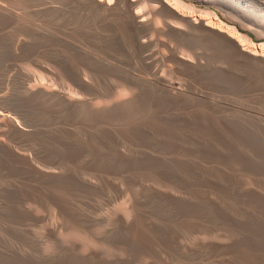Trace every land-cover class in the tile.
I'll list each match as a JSON object with an SVG mask.
<instances>
[{
  "label": "rangeland",
  "instance_id": "obj_1",
  "mask_svg": "<svg viewBox=\"0 0 264 264\" xmlns=\"http://www.w3.org/2000/svg\"><path fill=\"white\" fill-rule=\"evenodd\" d=\"M177 1L184 5L179 7L184 17L166 20L185 35L167 31L157 17L152 22L156 32L147 35L150 48L143 53L150 59H140L117 20L101 23L94 15L80 16L64 0H0V8L8 15L0 18V95L16 102L23 100L24 105L35 109L63 114L64 126L78 144L63 146V158L47 152L45 133L59 123L31 116L28 136L2 141L14 145L21 154L32 155L30 158L43 172L59 177L74 175L98 189L72 192L61 179L35 180L0 167V264H243L264 256V47L260 46L264 44V0ZM188 14L208 24L219 21L234 36L238 32L249 53L237 54L223 33L213 35L193 29ZM92 27L96 31L87 33ZM16 42L30 49L15 51ZM253 52L255 56L250 54ZM175 56L197 68L179 66ZM155 78L179 88L188 100L196 102L164 106L159 117L143 119L145 126L179 137L186 131L188 144L208 140L217 153L201 152L197 147L195 152L186 153L141 136L132 143L121 142L120 149L117 147L120 152L152 157L159 168L180 177L170 179L152 163L139 168L136 174L148 190L145 194L136 184L115 174L105 157L112 144L111 134L121 131L128 119H135L134 107L157 92L160 83ZM25 79L31 80L26 83ZM33 79L38 81L37 86ZM24 83L31 89L66 90L83 100L85 106L101 110L102 123H96L85 109L65 110L51 99H25ZM127 100L130 102L113 107L117 101ZM120 108L129 113L127 120L116 117ZM207 122L225 142L212 139L200 128ZM100 129L102 142L95 136ZM101 150L102 163L97 154ZM243 158L250 159L254 166L246 165ZM179 161L193 165L209 182H197L186 163ZM221 185H229L234 192ZM47 193L73 205L87 220L72 223L47 200ZM245 193L253 194L252 202ZM201 198L206 206L200 205ZM132 202L155 225L149 235L153 252L125 241V229L135 220ZM212 208H218L224 217L218 218ZM164 234L169 239L163 238Z\"/></svg>",
  "mask_w": 264,
  "mask_h": 264
},
{
  "label": "bare ground",
  "instance_id": "obj_2",
  "mask_svg": "<svg viewBox=\"0 0 264 264\" xmlns=\"http://www.w3.org/2000/svg\"><path fill=\"white\" fill-rule=\"evenodd\" d=\"M64 1L68 5L73 6V9H75V11L77 12V14L80 15V16L86 17L88 15H94L97 18V20L99 22H101V23H102V20L103 21H107V22H109V21L111 22L112 20H117V21L121 22V24L125 28L126 36H127V39H128V41L130 43V47L133 49V51L135 52V54H137V56L140 59H150V57L149 58L148 57L147 58L144 57L143 56V53L146 52L150 48V45H151L150 39H149L150 36H149V38H147V35L148 34H151V33L154 34L156 32V29H155L156 26L154 27L153 26L154 24L152 22L157 17L162 20L163 26H164V28L167 31L173 32V33L179 34V35H185L184 32H182L180 30H176L174 27H172V25L169 24L167 22V20H166L167 18H178V19H181V18L184 17L185 14L182 15V13L179 12V10H180L179 7L181 6L182 3L180 2L181 4L178 5V3H177L178 1L177 0H111V2H109V0H64ZM1 6H2V4H1ZM40 6H42V5H40ZM51 6H53V5H51ZM183 7H184V5H183ZM58 9H60V8H58ZM186 10L188 11V9H186ZM192 12H193V9H192ZM162 13H163V15H161ZM3 16L5 17V16H8V15L0 8V18L3 17ZM188 17H187V21H189V23H190V25H191V27L193 29L194 28H197V29H200L201 28V29H204L205 31H209V32L213 33V35L214 34H217V33H223V34H225L228 37L229 41L231 43H233V47L232 48H234V50H235V52H237V54L242 55L241 53H243V52L249 53L248 51H245L246 49H244L245 46L243 45L242 41L240 40L242 38H240V36L238 38V35H239L238 32H236L237 33V36H234V34H232L231 31H228L229 29H226L225 26H222L221 25L222 23L221 24L218 23L219 21L218 22H215V23H212L210 21L212 24H208L206 21H202L201 19L190 18L191 17L190 15ZM156 21H157V19H156ZM156 23L158 24V22H156ZM114 24L117 25V22H115ZM174 24H176V23H174ZM179 26H178V28H179ZM176 28H177V26H176ZM227 28H231V27H227ZM230 30H232V28ZM93 31H96V28L95 27H92L89 30H87V33H91ZM41 32H44V31H41ZM117 34H118V32H117ZM153 34L151 36H153ZM2 38L4 39V37H2ZM42 40H44V39H42ZM38 41H40V40H38ZM260 46L261 47H264V44L263 45H260ZM29 49H30V46H28V45H26V44H24L22 42H16L14 44V50L15 51L25 52V51H27ZM172 52H174V51H172ZM147 54H148V52H147ZM250 54L252 56H255L254 52L253 53H250ZM260 56L262 57L263 55H260ZM10 59H12V58H10ZM175 59L177 60L178 65L181 66V67L187 68L189 70H195L197 68L196 66H193L191 64H187L185 61L176 58V56H175ZM143 61L145 62L146 60H143ZM130 63H131V60H130ZM71 64H73V63H71ZM10 70H12V69H10ZM114 72H115V70H114ZM9 75L10 74H8V76ZM14 75H15V73H14ZM31 79H32V77H31ZM31 79H27V80L25 79L26 80V83H29ZM155 79H156L155 81H157V82L160 83V86L158 85V87H157V92L156 93H153V94H150L147 101H145L144 103H141L140 102V103L137 104L136 107H134V111H136V113H137V117L135 119H128L129 122L126 121V126L121 131H119L117 133L111 134V142H112V144L110 145L109 152H108L107 156L105 157V159L107 161H109L110 162V165L114 168V173L115 174H119L125 180H127V181H129V182H131L133 184H136L141 189V191L143 193H145V194L148 193V190L143 186V184H141V181L139 180V177L136 174V170L139 169V168H146L151 163H152L153 166H156V168H159L157 166V162L155 160H153V159L151 160L150 158H152V157L148 158L146 155H139V154H135V153L124 154L125 151H124V153L120 152L118 150V148L120 149L121 146L118 147V145L121 142L125 141V142L132 143L133 140L136 137L141 136V137H144V138L153 139V140H155L161 146L178 148L181 151L186 152V153L195 152L196 151V147L201 152H205V153H215L216 152L217 153V150L215 149V147L213 145H211L209 142H207L208 140L207 141L206 140H199V142L197 140H194L193 143L188 144L185 141V140H187V137H188L186 131L185 132H182L181 133L182 136L179 137V135H176V136L175 135H167V134L163 133L161 130L156 129V128H153L152 125L145 126V124L143 123V119H144V121H148L147 119L152 120V119H154V117L155 118L156 117H159L161 115V113H162L160 110L164 106H169V105H174V104H180V105L185 104L186 105L187 103H190V102L192 104L196 102L195 99L188 100L183 95V93H181L182 91L180 92L178 90L179 88L178 89L177 88H173L170 84H168L166 82H162V80H160L158 78H155ZM35 80L33 79V81H34L33 83L37 86L38 84H36V83L38 81L35 83ZM146 80H147V78H146ZM26 83L23 84L24 86L22 85L23 86V89H24L25 99H32V100L34 99L36 101L37 100H41V99H51V100H54V101L59 102L63 106V108L65 110H79V111H82V110L85 109V110H87L89 112L91 118L96 123H98V124H101L102 123V119H103L104 116L102 115V111L101 110H94V109H91V108L85 106L84 103L82 102L83 100L82 101H80L79 99L77 100V97L74 98L75 95L73 97L72 96L73 94L70 95V93H65L66 90L64 92H60V91H58L55 88H53V90H46V89H43V88H40V87H36V88L31 89V88H28L29 86L28 87L25 86ZM40 86H41V83H40ZM25 99H24V101H25ZM128 102H130V101H128V100L127 101H123V102H118L117 101V103H115L113 105V107L119 108L120 105H123L124 103H128ZM33 105H35V103ZM29 116L35 117L36 119H39V120H42V121H46V122H56V123H59L54 128L50 129L49 131H47L45 133V138H46L45 139V143H46L45 150L47 152L54 153L57 157L63 158L64 155H65V152H64L65 150L63 149V146H67V147L72 146V147H75L76 144H78L75 141V138L73 139L71 137L70 130L67 129L64 126L65 117H64L63 114H56V113L49 112L47 110L35 109V108H32V107H29V106L24 105L23 100H20V101L16 102V101L12 100L11 98L7 97L5 94L4 95H0V167H3L5 169H7V170L20 171L21 174L22 173L23 174H26V175H28L29 177H31V178H33L35 180L55 181V180L61 179V180H63L65 182L66 188L69 191H72V192L73 191H78V190L79 191L91 190V189L92 190H98L94 186H92V184L87 183L85 180H84L85 181L84 182L81 179L75 177L74 175H68V176H62V177L60 176L59 177L57 175H54V173L53 174H49V173H46L47 171L43 172L42 171L43 168L41 166H39V168H38L36 166V164L34 163L33 159L30 158L32 155L29 157V155L27 156L25 154H21L22 152L20 153L19 151L18 152L16 151L17 148L16 149L13 148L14 145H13V147H11V146L7 145L6 143H4V141H2L3 138L20 139V138H24V137L28 136L29 130L27 128V121L29 120L28 119ZM128 116H129V113L126 112V111H122L121 108L116 110V117L117 118H119L121 120H127ZM199 126H201L200 128L203 131H205L206 133H208L209 136L212 139H220V140L223 139V142H225V139L222 138L221 133L214 130V126H213V124L211 122H207V123L201 124ZM95 136L102 142V129L98 130L96 132ZM41 146H43V145H41ZM192 146H194L195 149H192L193 148ZM229 153H231V152H227V154H229ZM97 154H98V159H99L100 163H102V150L99 151ZM240 159H241V157H240ZM243 159H242V161L245 162L246 165H248L250 167L254 166L253 162L250 159H248V158H243ZM179 162L182 163V164H185L186 163L185 166L187 167L188 172L193 175L194 179L197 180V182H201V183H208L209 182L208 179H207V177H206V175L203 172H198V171H195L193 169V167H192L193 165H190V164H188L187 162H184V161L183 162L182 161H179ZM40 167L42 169H40ZM59 172H60V170H59ZM159 172H161L162 174H164L165 176H167L170 179L180 180V177L178 175H176L175 173H173V172H170V171H167V170L161 169V168H159ZM221 186L223 188L229 189L231 192H234V190L232 188H230L229 185H221ZM240 186H241V184H240ZM122 187H123V185L121 186V188ZM156 189H157V187H156ZM122 190H124V189H122ZM243 195L249 201H251V202L253 201V194H251V193H245ZM45 197L52 204H54L59 210H61V212H63L69 218V220L72 223L78 225V224H83V222H85L87 220L86 216L81 211H79L77 208H75L73 205H71L67 201H65L63 199H60L58 197H55V196H53V195H51L49 193L45 194ZM187 198L188 197H186V199ZM208 198H210V196ZM128 199H130V198L128 197ZM200 201H201L200 202V205L203 204V206H206V201H204L203 198H201ZM119 202H120V200H119ZM117 204H118L117 206H119V203H117ZM117 206L115 208H117ZM125 206L126 205H123V208L126 209V207H128V206H126V207ZM179 207H181V206H179ZM130 208H131V210H132V212L134 214L135 220H134L133 224L129 228L125 229V231H126V233H125V241L128 244H130L131 246L136 247V248H138L140 250H143V251H151L152 250L151 249L152 247H151V245L149 243V235L151 234V232L155 231V229H156L155 228V225H154L153 222H151L147 218V216L145 214H143L138 209H135V204L133 202L130 204ZM35 210H37V209H35ZM117 210L120 212V210L118 208H117ZM212 211H213V213H215L217 215L218 218H223L224 217V216H222V212L220 210H218V208H217V210L214 209V208H212ZM100 212H102V211H100ZM85 213H87V212H85ZM180 214H182V213H180ZM98 215H100V214H98ZM171 215L173 216V214H171ZM93 218H95V217H93ZM168 225H170V224H168ZM166 232H167V230H166ZM219 234L221 235V232ZM253 234H254V232H253ZM79 235L80 234H78V236ZM73 237H75V236H73ZM163 238H165V239L168 238L169 239V236L167 234H164ZM75 239H77V237ZM59 240H60V238H59ZM88 240H90V239H88ZM80 242H81V240H80ZM68 248H70V247L68 246ZM152 252H153V250H152ZM32 256H33V254H32ZM116 257H118V255ZM119 258L120 257H118V259ZM92 264H102V263L101 262H97V263H92ZM243 264H264V256H260L256 262L248 261V262H245Z\"/></svg>",
  "mask_w": 264,
  "mask_h": 264
},
{
  "label": "snow or ice",
  "instance_id": "obj_3",
  "mask_svg": "<svg viewBox=\"0 0 264 264\" xmlns=\"http://www.w3.org/2000/svg\"><path fill=\"white\" fill-rule=\"evenodd\" d=\"M109 2H111V0H109Z\"/></svg>",
  "mask_w": 264,
  "mask_h": 264
}]
</instances>
